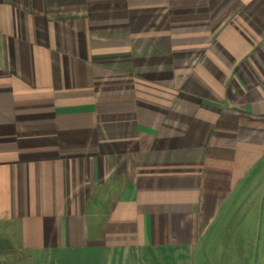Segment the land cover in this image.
Segmentation results:
<instances>
[{
    "label": "crops",
    "instance_id": "obj_1",
    "mask_svg": "<svg viewBox=\"0 0 264 264\" xmlns=\"http://www.w3.org/2000/svg\"><path fill=\"white\" fill-rule=\"evenodd\" d=\"M262 194L264 0H0V264H264Z\"/></svg>",
    "mask_w": 264,
    "mask_h": 264
},
{
    "label": "rangeland",
    "instance_id": "obj_2",
    "mask_svg": "<svg viewBox=\"0 0 264 264\" xmlns=\"http://www.w3.org/2000/svg\"><path fill=\"white\" fill-rule=\"evenodd\" d=\"M262 202L263 205V215H264V194H262L259 199H258V203H259V208H258V212L257 214H260V203ZM264 226V225H263ZM264 231V229H263ZM259 234V222H257L256 224V236H255V241H256V237ZM256 244V242L254 243V245Z\"/></svg>",
    "mask_w": 264,
    "mask_h": 264
}]
</instances>
